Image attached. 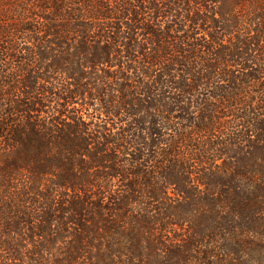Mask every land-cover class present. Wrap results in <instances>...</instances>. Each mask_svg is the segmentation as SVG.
Wrapping results in <instances>:
<instances>
[{
    "label": "trees",
    "instance_id": "1",
    "mask_svg": "<svg viewBox=\"0 0 264 264\" xmlns=\"http://www.w3.org/2000/svg\"><path fill=\"white\" fill-rule=\"evenodd\" d=\"M0 264H264V0H0Z\"/></svg>",
    "mask_w": 264,
    "mask_h": 264
}]
</instances>
